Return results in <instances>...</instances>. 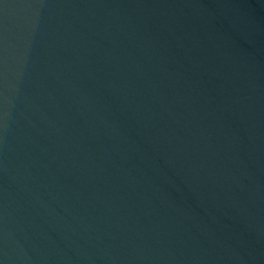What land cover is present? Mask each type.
I'll use <instances>...</instances> for the list:
<instances>
[{
    "label": "water",
    "instance_id": "1",
    "mask_svg": "<svg viewBox=\"0 0 264 264\" xmlns=\"http://www.w3.org/2000/svg\"><path fill=\"white\" fill-rule=\"evenodd\" d=\"M0 264H264V0H0Z\"/></svg>",
    "mask_w": 264,
    "mask_h": 264
}]
</instances>
